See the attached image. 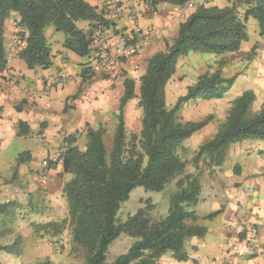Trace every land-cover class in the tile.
Returning <instances> with one entry per match:
<instances>
[{
	"label": "trees",
	"instance_id": "1",
	"mask_svg": "<svg viewBox=\"0 0 264 264\" xmlns=\"http://www.w3.org/2000/svg\"><path fill=\"white\" fill-rule=\"evenodd\" d=\"M186 1L147 0L146 4L151 8L162 4L179 7ZM240 2L245 6L243 15L235 5L196 7L180 23L175 38L165 50L147 60L145 72L139 78L138 96L135 81L124 78L110 149L105 145L102 127L87 128L83 148L73 138L65 140L67 148L61 173L70 178L62 192L67 203L71 242L84 252V264H161L166 255L176 262H186L187 242L206 234L198 221L211 220L222 212L199 217L192 210L201 197V171L197 170L200 164L210 170L220 168L232 145L247 140L264 142V105L253 112L255 96L244 92L230 103L225 120L215 134L198 147L192 159L196 172H187L183 144L203 129L211 117L185 122L180 110L188 103L223 98L232 88L235 77L224 78L220 71L206 72L172 106L166 103L165 89L176 72L179 58L190 53L217 56L238 53L248 39L245 25L248 19L257 22L259 36L264 40V0ZM11 14L18 16L20 28L14 38L24 41L18 57L29 70H45L52 65L46 28L52 27L64 35L66 50L80 58H89L94 52L95 34L113 26L83 0H0V73L7 66L3 34ZM78 22H87L89 30L79 29ZM136 97L142 110L141 128L138 134H128L123 112L126 103ZM19 128V135L26 133L23 124ZM259 154L264 156V148ZM25 159L24 154L20 155L16 167ZM172 183L175 191L169 197L164 216L152 217L155 205L148 199L124 222L116 219L121 205L128 201L134 189L142 187L147 192L159 193ZM6 206L0 205V215L6 212ZM50 226L45 224L42 228ZM122 234L134 242L125 253L107 262L109 246Z\"/></svg>",
	"mask_w": 264,
	"mask_h": 264
},
{
	"label": "crops",
	"instance_id": "2",
	"mask_svg": "<svg viewBox=\"0 0 264 264\" xmlns=\"http://www.w3.org/2000/svg\"><path fill=\"white\" fill-rule=\"evenodd\" d=\"M83 1L95 8L98 13H102L103 17L113 25L112 28H106L107 30L95 34V36L99 33L102 34L103 40L108 46V52L114 53L122 36L136 37L137 34L144 33L149 29L157 31V36L137 56L117 61L109 70L99 74L104 76L106 83L112 86L114 92L121 97L124 91L123 77L138 79L144 73V60L163 51L170 38L176 36L181 23L177 18L179 7L162 4L151 8L147 6V0ZM193 1L195 6L190 10L191 12L201 5L200 0ZM232 5H235L240 15L244 13L245 6L241 4L240 0H212L206 6L223 8ZM16 21H18V16L11 14L4 25L3 37L7 66L0 73V142L2 146L8 143V138L3 136L5 130H13L9 140L19 136L20 124L24 125L25 134H28L29 130L32 132L31 158L28 153H22L26 156L23 162L30 159L29 167L31 171L33 170V174L32 172L27 173L28 178H32L30 186L31 188L34 186L36 192L40 194L47 185V179L50 180L55 174L61 173L60 168L53 170L52 165L45 167L44 161L54 151L65 146L66 139L73 138L72 136L77 133H85L88 128L86 105H80L76 110L66 106L73 101L72 97L79 91L85 78L83 68L91 69L93 61L92 54L89 58H80L66 50L63 47L64 35H60V32H56L52 28L53 31L48 33L49 36L45 32V37L51 48V67L45 70L27 69L25 63L18 57L19 50L13 46L14 35L17 32L14 27ZM252 21L253 19L247 20L246 26ZM77 27L84 31L89 30L87 22H78ZM245 43L243 42L242 46ZM135 62L138 66L134 65ZM57 72L66 73L67 81L52 84L51 78ZM182 75H179L178 68H176L175 74L167 84V105H173L178 97L185 93L188 85H185L182 91L176 92L181 88V85L175 86V83L177 84V79L182 78ZM170 93V99H168L167 95ZM18 102H22L23 106L16 109L15 106ZM102 112V110L96 111L97 114ZM91 113L93 111H90L89 114ZM19 156H12L11 161L16 163ZM233 165L234 163L229 168L224 164L216 169L212 176L202 175L199 201L201 208L199 211L201 212H198L197 215L205 217L215 211L221 210L222 212L211 220H201L200 226L206 229V234L202 238H191L187 242L189 258L186 262L168 261L165 264H264L261 254L264 253V229L259 234L258 229L254 227L257 229V235L254 237V252L247 249L245 245L247 227H249V222L246 223L245 218L252 216L250 214L257 213L261 221L260 224L264 225V179H259L256 184L259 186H251L248 180L253 175L246 172L241 176L234 175ZM19 167H15L16 170ZM251 193L257 194L254 200H252L253 198L247 199ZM0 233H2L1 230Z\"/></svg>",
	"mask_w": 264,
	"mask_h": 264
},
{
	"label": "rangeland",
	"instance_id": "3",
	"mask_svg": "<svg viewBox=\"0 0 264 264\" xmlns=\"http://www.w3.org/2000/svg\"><path fill=\"white\" fill-rule=\"evenodd\" d=\"M209 3L210 1L207 4ZM14 27L17 30L20 29L17 26V21ZM51 31H53L52 27L45 30L47 35ZM246 32L249 38L243 46L241 45L238 53L220 56L190 53L188 56L181 57V60L177 62L178 73L179 75L183 74L182 78L177 79V84L175 83V86L181 85V88L176 91L177 93L182 91L185 85L195 84L197 77L206 72L220 71L224 78L235 77L232 88L223 98L188 103L180 110V117L185 122H199L211 117V121L203 129L193 134L183 144L185 149L183 156L188 163L187 172H196L192 165V159L198 147L215 134L219 125L225 120L230 103L235 98L249 91L255 96L253 112L259 111L264 105V40L259 36L255 20L247 24ZM174 38H170L166 45L170 44ZM13 46L19 51L22 49L15 44ZM194 55H197V58ZM149 58L144 60L145 68ZM134 65L138 66L137 62ZM141 66H143L142 63ZM82 71H84L85 78L79 91L72 97L73 101L66 107L76 110L78 106L86 105L88 110L87 127H92L94 130L102 127L105 145L107 149H110L121 97L114 92L112 86L106 83L103 75L91 74L88 67H84ZM141 76L134 80L137 87ZM92 77L93 79H91ZM124 78L125 76L123 80ZM170 95L171 93L167 95L168 99H170ZM99 105L101 106L99 107ZM22 106V102H18L15 108L19 109ZM101 110L103 111L101 114L96 113ZM90 111L93 113L89 114ZM140 114L142 115V110L138 106V98L129 100L123 112L128 134L139 133L142 117ZM11 132L13 130L3 131V134L5 133L3 136L8 138L6 145L2 146L0 142V205L7 204L6 212L0 215V230L2 232L0 233V247L6 248L0 250V264H40L46 260L50 264H84L85 254L71 242L67 224V203L62 191L70 176L62 173L55 174L50 180L47 179L46 187L38 194L34 186L31 188L32 178H28L27 175L31 172L33 174V170L31 171L29 167L30 159L22 162L17 170L15 161H11L12 156L18 157L22 153H28L31 158L30 142L33 140V134L29 130L28 134L23 133L9 140ZM72 137L75 139V144L79 148H83L85 144L84 132L77 133ZM66 146L64 148H67ZM263 148L264 142L258 140H247L232 145L227 152L224 164L230 168L234 163L232 169L234 175L241 176L245 172L252 174L253 176L248 182L251 186H259L256 185L259 179H264V166H260L264 165V156L259 154ZM51 168L62 170L61 162L52 165ZM199 169L201 179L204 174L212 176V173L218 168L210 170L200 164L197 170ZM13 173L16 175L14 179L12 178ZM174 191L173 183L159 193L147 192L144 188L138 187L130 193L128 201L121 205L116 219L124 222L129 215L143 207L144 201L148 199L155 205L151 212L152 217L159 219L166 214L169 197ZM256 193L249 194L247 199L253 198L252 200H254ZM192 210L196 214L201 212L199 211L201 210L199 202L192 207ZM250 215L252 216L245 218L246 223L248 221L249 227H256L260 234L264 225L260 224L261 221L257 213ZM201 220L198 221L199 224ZM45 224H51V226L47 229L42 228ZM133 242L132 238L122 234L109 246L107 262H112L118 255L125 253ZM254 251L252 250V252ZM261 254L264 258V253ZM168 261L176 263L168 255L164 256L160 263L165 264Z\"/></svg>",
	"mask_w": 264,
	"mask_h": 264
},
{
	"label": "built area",
	"instance_id": "4",
	"mask_svg": "<svg viewBox=\"0 0 264 264\" xmlns=\"http://www.w3.org/2000/svg\"><path fill=\"white\" fill-rule=\"evenodd\" d=\"M211 0H200L201 5L207 4ZM199 5V6H201ZM195 6L193 0H187L183 5L179 6L177 18L180 22L185 21L188 16L192 13L190 10ZM157 36V31L155 29H149L144 33H139L136 37H121L119 39V45L114 53L107 51V45L103 40L101 33L96 35L95 42L93 44L94 52L92 53V72L94 74H102L103 72L109 70L111 66L117 61L127 60L138 55L144 50L145 46L149 44ZM13 42L17 47L22 48L24 46V41L15 37ZM68 75L64 72H57L51 78L52 84H60L67 81ZM65 148L64 146L54 151L43 165L48 167L50 165L58 164L62 162L64 156ZM245 245L249 250L255 248L254 237L257 235V229L254 227H247ZM228 264V263H226Z\"/></svg>",
	"mask_w": 264,
	"mask_h": 264
}]
</instances>
